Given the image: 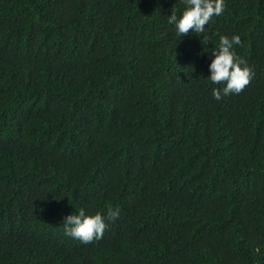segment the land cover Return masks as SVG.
<instances>
[{
    "label": "trees",
    "instance_id": "1",
    "mask_svg": "<svg viewBox=\"0 0 264 264\" xmlns=\"http://www.w3.org/2000/svg\"><path fill=\"white\" fill-rule=\"evenodd\" d=\"M54 3L89 19L71 23ZM172 7L180 0H0L1 71L19 58L14 39L39 28L22 64L72 77L30 101L11 88L23 79L0 82V264H264V0H226L205 25L240 35L236 54L253 73L219 101L222 84L201 87L189 69L173 78L211 62L218 37L208 52L194 33L174 37ZM85 24L91 57L64 72ZM141 60L167 66L162 84L118 79L114 61ZM109 207L120 214L101 238L64 234V216Z\"/></svg>",
    "mask_w": 264,
    "mask_h": 264
},
{
    "label": "clouds",
    "instance_id": "2",
    "mask_svg": "<svg viewBox=\"0 0 264 264\" xmlns=\"http://www.w3.org/2000/svg\"><path fill=\"white\" fill-rule=\"evenodd\" d=\"M180 4V11L172 7L171 14L167 15V24L174 30V37L184 38L190 33H194L200 37V44L204 52H208L207 46L215 37H218V40L211 52L213 57L211 62H188L184 65H179L175 69L173 78L180 77V80H184L187 77V70L189 69L190 81L201 87H205V84L209 83L216 85L222 84V87L212 89V96L217 101L225 96L241 92L249 84L253 73L246 61L236 54L235 46L241 45L242 43L240 35L233 34L229 37L219 32L209 35L205 27V25H209L213 17H219L224 13L226 0H180ZM50 7L69 15L65 18L71 23L81 24L89 19V11L82 9V6L67 7L60 3H54ZM31 29L25 33L21 32L23 34L14 39V41L16 39L19 40L17 42L19 43L18 60L9 64L4 71L0 69V82L2 84L16 79L24 80L22 85L11 88L17 90L19 93H23V97L28 99V101L37 97H45L50 89H54L63 80L67 82L72 78H51L52 70L49 69L48 64L39 63L35 67H30L26 63L22 64V58L26 52L27 40L33 41L29 42V49L37 50L39 48L41 32L39 28ZM89 29L90 27L87 24L79 28L72 57L64 68V72L69 69L75 72L78 69L73 64L81 67L84 61L91 57L93 49L88 54ZM145 64V60H141L140 63L130 64L126 68L123 62L116 64L114 61V68L119 75L118 79L121 77L128 83L133 84L136 88L146 87L151 80L154 81L151 84L153 86L156 83L162 84L169 71L167 70V66L158 70L157 66L152 68ZM28 70H31L33 74H30ZM25 85H28L29 90L25 88ZM92 94L93 92L88 93L81 99L84 101ZM143 136L149 138L147 130ZM143 141L149 145L147 148H150V142L144 138ZM10 153L17 154L12 150H10ZM54 196L61 199L63 195L56 194ZM119 214V208L113 209L109 207L106 216L101 212H95L93 214L81 208L75 213L63 217V231L68 237L80 240L83 243H88L94 238H101L107 227L106 220H115L119 217Z\"/></svg>",
    "mask_w": 264,
    "mask_h": 264
}]
</instances>
